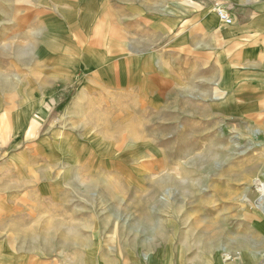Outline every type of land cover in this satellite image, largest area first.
Returning a JSON list of instances; mask_svg holds the SVG:
<instances>
[{"label":"rangeland","instance_id":"374dc122","mask_svg":"<svg viewBox=\"0 0 264 264\" xmlns=\"http://www.w3.org/2000/svg\"><path fill=\"white\" fill-rule=\"evenodd\" d=\"M154 4L0 0L3 260L84 264L102 249L122 263L255 238L241 227L264 221V128L228 117L225 83L169 86L161 108L148 103L158 92L117 89L98 70L110 29L118 36ZM49 41L62 50L47 59Z\"/></svg>","mask_w":264,"mask_h":264},{"label":"crops","instance_id":"0c3cea01","mask_svg":"<svg viewBox=\"0 0 264 264\" xmlns=\"http://www.w3.org/2000/svg\"><path fill=\"white\" fill-rule=\"evenodd\" d=\"M153 1L155 9L134 10L139 20L133 27L123 28L118 36L112 28L107 32L98 52L102 55L94 58L102 64L98 70L108 68L110 78L118 80L117 89L139 88L148 97L158 92V102L152 99L148 103L161 108L168 104L164 96L169 86L178 90L183 85L225 83L228 117L264 128V0ZM216 1L230 8L233 24L221 22L213 9ZM60 50L49 41L39 52L49 59ZM19 123L24 132L26 123ZM232 227L234 231L235 222ZM241 229L252 230L255 238L238 245L235 236L228 245H221L218 238L211 246L202 243L196 256L190 244L184 246L185 256L179 249L173 256L150 248L141 256L126 253L122 263L109 257L99 259L97 255L106 250L89 249L84 264H264V221L243 224ZM219 248L233 253L234 260L225 262ZM145 255H151V261ZM4 259L0 258V264H15L9 255Z\"/></svg>","mask_w":264,"mask_h":264},{"label":"built area","instance_id":"2783aa9c","mask_svg":"<svg viewBox=\"0 0 264 264\" xmlns=\"http://www.w3.org/2000/svg\"><path fill=\"white\" fill-rule=\"evenodd\" d=\"M213 9H214L216 15L219 16L221 22L224 25L228 26V25H231V24L234 23V18L230 14V8L227 7L226 5H224L222 2L216 1L214 3ZM260 142H262V141H260ZM263 145H264V142L261 143V144H259V147H261ZM261 196H262V192L260 190V197ZM258 204L264 205V202L263 201L262 202H258ZM223 252H224V260L226 262H230V261H233L234 260L233 255L230 254L229 252H227L226 249H224Z\"/></svg>","mask_w":264,"mask_h":264},{"label":"bare ground","instance_id":"6f19581e","mask_svg":"<svg viewBox=\"0 0 264 264\" xmlns=\"http://www.w3.org/2000/svg\"><path fill=\"white\" fill-rule=\"evenodd\" d=\"M255 133V135H256V133L258 134V135H260V134H262V133H260L259 131H255L254 132ZM259 185H261V187H260V190H261V192H262V196L260 197V198H258V201L259 202H264V185L263 184H261V183H258ZM144 257V259L145 260H147L148 262L149 261H151V255H145V256H143Z\"/></svg>","mask_w":264,"mask_h":264}]
</instances>
